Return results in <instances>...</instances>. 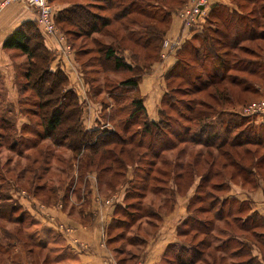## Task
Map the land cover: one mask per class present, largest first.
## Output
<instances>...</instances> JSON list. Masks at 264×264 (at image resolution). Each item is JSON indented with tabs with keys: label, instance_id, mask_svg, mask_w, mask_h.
Masks as SVG:
<instances>
[{
	"label": "rangeland",
	"instance_id": "1",
	"mask_svg": "<svg viewBox=\"0 0 264 264\" xmlns=\"http://www.w3.org/2000/svg\"><path fill=\"white\" fill-rule=\"evenodd\" d=\"M50 2L56 7L58 13L63 8L74 7L73 4L75 3L86 4L92 11H99L103 15H112L116 11L115 9L104 8L103 5L108 2L107 0H50ZM187 2L189 3L190 0H187ZM231 2H234L235 4L238 2L240 4V9L245 12L258 7V4L245 3L241 0H231ZM147 3H150L149 7H147ZM184 3V0H144L142 1V5L147 8H144L141 12L129 13L123 18L115 20L113 24L110 25L113 34L108 37L102 36L101 39L103 41H94L96 37L100 38L98 34H93L91 37L83 35L75 36L71 34V31L77 30V26L66 22H56L57 28L65 38L63 45H65V47L69 45L71 47L70 50L74 51L76 55V59L81 68V77L87 84H85L87 87L85 99L86 101L93 100L90 102L94 107L93 113L96 115H102L106 125L115 131L124 133L123 135L125 137H133L135 132H141L143 126L140 123L148 116L146 110L147 115L139 112L140 114H135L136 117L134 119L128 120L129 114L135 109V105L130 103V97L143 98V101H146L147 96L142 91L140 84L143 82L144 77L153 74L157 62H160L165 56L164 50L167 48L165 47V41L168 38L167 33L172 24V18L174 15L173 14L171 19L164 23L162 16L166 11L165 7H170L171 5H184V8L188 4ZM175 14L179 17L177 12ZM134 21H138L139 23H133ZM183 27L184 25L182 23V28ZM133 28L140 29L138 30L140 35L145 38L148 37V35L149 37L152 35L162 36L163 39L154 41L155 45L159 44V49H145L142 46L135 44L133 42L134 40H131V35L129 34V32H131L130 30ZM160 31H163L164 34L162 35ZM137 36L138 34H135L134 38L136 39ZM101 42L107 43L108 45L113 44L119 48V52H121L124 57L134 65L133 70L131 69L128 71L119 69L113 71L111 69L113 64L109 61H105L102 52H100L102 46ZM195 43H197V41L194 40V44ZM247 49L254 50L253 56L260 54L264 57V37L243 39L236 47H231L229 50L230 53L225 57L230 59L232 63H241L238 62V59H249L252 57L245 51ZM78 50L85 51V53L80 54L81 52H78ZM177 50L179 53L181 52L179 54L180 59L189 60L190 56L188 51H185V43ZM221 52L223 53V51ZM83 61L86 62V64H84ZM100 61L107 67L106 72L102 71L103 69L101 68ZM25 62H27L26 66H29L28 58H25ZM84 70L86 71V74ZM228 73L239 75L241 77L247 75L244 70L239 69H231ZM133 74L140 75V78L138 77V87L126 96L127 99H121L119 102H116L114 99L116 94H109L108 90L119 81L126 80L133 76ZM169 75L170 72H166V75L162 78L164 84L162 86L163 95L161 101L165 97L166 92L169 91V93H173L172 95H174L178 101H187L189 103L194 99L205 98L210 103H213L208 96V93H210L208 90L196 92L191 90L184 80L176 78V76H172V74L168 77ZM253 79L261 81V78L256 75H253ZM90 80L93 82H90ZM106 83H108L107 86L104 85ZM21 85L24 87L21 91L22 94H20L22 104L20 107L16 108L5 104L7 103V100L3 98L5 91L2 84H0V102H3L4 100V104L0 106V215H6V213L11 210V206L9 205H15L16 210L14 214L19 216L22 213L21 215L24 216L25 223L30 224L32 219L31 217L29 218L27 212L25 213L23 206L21 205V193L35 194L45 203H63L65 207L66 205L68 206V210H76L73 206L75 204L74 201L76 200L75 193L71 194V186L76 183L77 198L86 191V188L82 189V187L85 186L84 179L87 176L86 171H88V169L83 166V163L92 161L97 164V162L100 163V161L102 162L103 160L102 164L106 165L116 158L119 160L123 159L125 165L120 166L115 162L116 164L114 163L113 168L114 171H110L109 174L103 173L102 171L100 172L98 169L97 171L93 170L102 175V179L99 181L101 194L112 197L117 195V193L122 192V190L124 193L127 192L125 204L127 205V203H130V206L127 213L125 209L122 208L123 214H121L120 217L125 219V221H123V228L120 227L118 230L123 236L122 242L119 246L121 249L119 253L120 257H128L132 255L134 251L138 250V247L132 249L130 248L132 246L128 245L127 241L131 235L136 237H139V235L145 237L151 236V234L153 235L154 231L160 227L161 215L169 214L173 209L175 210L177 205H180L182 202V200L178 201V199H182L183 197L184 200H186L188 196L190 198L193 194L188 209V212H191L186 226L188 231L182 235V241L179 245L171 250L168 255L170 260L164 261L163 264H176L179 263L178 260L181 258L187 260L191 255L189 253L190 249L188 248L189 250L182 251L181 248L184 247L183 244L190 245L189 247L197 245L199 249H205V252L201 254V259H204V261L198 260L196 264H213L212 255L210 256L208 253H213V247L221 241L216 239L217 237H221L220 239L228 237L229 233L222 230V228L229 227L227 223L230 221L232 224L231 227H233L232 229H234V232H237L236 236L239 237H232L231 239L233 240V243L239 245V247L243 246L244 249H247L250 247L248 244H251V241L255 242L261 248L259 259L264 262V246L257 241L258 239H256L255 236L252 234L247 236L248 239L246 242L243 238L244 236L246 237V235L243 234L241 228L238 229L236 224L234 222L235 225L232 223V216L219 221L214 217L216 208L214 211L210 210L214 204L217 208L222 206L221 201H218V199L215 200V197L213 196L218 197L220 200L226 197V191H220L218 188L214 189V187H212L213 182L219 181L225 176L230 179L231 183L237 186L236 188L238 190H240L239 188H242L255 192L262 186L264 188L263 147L243 145L240 148H235L236 150L234 149L233 152L230 153L237 161L243 163L246 167L253 168V170L257 172L255 178L250 177L242 171H236L237 173H235L236 164L229 165L227 163L226 168H220L222 164L228 161L226 154L221 155L215 147L206 146L201 143H194L192 141L178 142L179 144L173 149L170 148L163 152L161 150L162 155L160 154V158H155L149 149L137 146L135 144L136 142L128 144L125 152L120 153L121 145L123 146V144L117 142L118 140L114 141V139L110 138L106 139L110 141L105 145L106 151L102 152L101 149L99 150V153H96L93 152V149L83 147L81 148L79 155H76L77 152L71 150L70 146L77 147L78 144L82 143L83 140L80 139V135H77L76 138L78 140L72 145H69V140L62 141V144H56L49 138H41L37 139V141L40 142L37 148L24 152L27 145L21 144L17 151L9 146L12 143L11 137L15 135V119L19 117L20 112L23 115H29L31 117L32 130L38 128L39 130L43 129L41 123V114L43 110L40 109L38 105L40 99L38 91L33 88V82L30 81L28 77H24L23 80H21ZM257 88L258 92L253 93L251 91H243L238 85L231 86L230 94L234 97V101L231 103L228 102L226 106H224L234 108L232 110L240 113L246 106L263 101L264 85L263 87L259 85ZM96 89L97 91L94 93ZM209 90L212 91V89ZM172 105L173 106L163 105V107L167 112L166 118L178 119L179 122H175V120L172 122L174 129L180 128L181 123L194 126L193 124L195 123V120L188 122L186 120L187 118L180 117V113H184L186 115L185 117L191 115L186 107L176 102ZM4 118L9 119L8 122H5ZM26 124L27 123H24L23 125L18 122L17 128L22 129ZM64 124L66 128H63L62 132L69 126L66 122H64ZM126 126L128 127L126 128ZM73 129L74 128H72V132L74 131ZM193 129H195V127H193ZM126 131H129V133ZM62 132L60 131L59 134L61 135ZM169 138L173 143L177 141V139H173L172 136H169ZM134 139V141H137L140 139V136H134ZM170 139L168 140L170 141ZM55 140H58V138H55ZM166 143L167 142H160L158 147ZM147 144L146 141L145 146ZM130 145L134 147L135 153L141 152V158L138 157V155L132 157L131 154H129ZM145 151L148 152L144 154ZM107 153L109 154L108 156H106ZM114 153H117V155L115 156ZM151 161H157V163L152 165ZM74 163H76L79 168L82 167V169L78 168L80 176H78V179L75 181ZM209 166L219 169L221 175L219 179H214L210 182V185L207 186V184L202 182V179ZM222 167L224 166L222 165ZM117 169H119V171ZM180 172H185V176L176 178L177 173ZM145 175H149L152 179L144 178L143 176ZM109 185H113V187H110ZM207 192L210 193V196L205 198V200L199 201L195 199L197 194L206 196ZM128 193L131 194L129 195ZM9 195L12 196V198ZM71 195H74V199L72 200L69 198ZM247 202L252 204L251 201ZM231 204H233L235 209H239L240 206L245 205V203L240 204L239 201L234 200L231 201ZM200 206L204 207L205 212L200 210ZM229 206L230 201L228 202L227 200L225 209L227 210ZM250 208V210L247 208L245 212H242L241 210L239 214L240 218L242 216L243 219L247 213H252V218L248 221L249 225H251L252 219L259 215L258 212H251L252 207ZM178 211V213H180V210ZM197 219H202V221L206 222L211 230L213 229L212 225H215L212 233V235L215 236V239H212L213 244L210 248L208 247V249L199 244L203 239L207 238V236L203 231H199L201 228L197 225ZM253 221L254 227H251H264L263 224L257 223L256 220ZM20 227L21 225L17 222L8 221L6 218L0 217V245L3 248L2 253H0V264H19V261L24 259L25 255H21V258L18 256V258L12 262L11 259L8 258V253L4 252L9 233H16L21 238L26 236L21 233ZM259 230H264V228H259ZM138 241L141 242V237H139ZM30 246V244H27L26 249ZM31 247H33L35 252H27V254L29 258L34 260L35 264H55L54 261L49 258V250L38 246L36 247L35 245ZM181 253H183V255H181ZM225 260L227 261V264H230L231 260L228 255H226Z\"/></svg>",
	"mask_w": 264,
	"mask_h": 264
},
{
	"label": "trees",
	"instance_id": "2",
	"mask_svg": "<svg viewBox=\"0 0 264 264\" xmlns=\"http://www.w3.org/2000/svg\"><path fill=\"white\" fill-rule=\"evenodd\" d=\"M107 1L109 3L107 2L103 6L106 9H115L116 11L112 15H103L99 11V13L92 11L86 4L75 3L73 4L74 7L63 8L59 13L57 12L56 22H66L77 26V30L71 31V34L75 36L83 35L86 37H91L93 34H98L100 38L96 37L94 41H103L101 39L102 36L108 37L113 34L110 25H112L115 20L123 18L129 13L141 12L144 8L150 6V3H147V7H144L142 5V1L144 0ZM241 1L245 3L258 4V7L251 9V11L245 12L244 10L240 9V4L238 2L236 4L234 2H231V4L221 1L213 2L210 5L209 13L205 22H203L198 29L191 31L189 38L184 41L186 47L185 51H188L190 56L189 60H183L182 58L180 59L179 54L181 52H178L176 62L167 72H170L168 77H170L172 74V76H176V78L184 80L191 90L196 92L208 90L210 92L208 93V96L211 98L213 103H210L205 98L197 100L194 99L189 103L187 101H178L176 97L172 95L173 93H169V91H167L165 97L162 99V108L160 110L159 121H152L150 120L149 116L144 118L145 120L143 119V122L139 121L141 122L140 124L143 126V129L141 132H135L134 136L139 135L140 139L134 141V136L129 138L125 137L123 135L124 133H121L120 131H118V138H112L114 141L118 140L117 142L123 144V146L121 145L120 153L125 152L127 149L126 146L128 144L136 142L135 144L137 146L149 149L155 158H160L162 155L161 150L163 152L170 148L173 149L177 146V144H179L178 142L182 143L192 141L194 143H201L206 146L215 147L221 155L226 154L228 161L222 164L224 167L221 165L220 168H226L227 163L229 165L236 164L237 169L235 168V173L242 171L248 174L250 177L255 178L257 172L254 171L253 168L246 167L243 163L237 161L230 153L233 152L235 148H240L243 145H255L264 148V123H257L254 121V119L243 116L237 111L232 110L234 108L225 107L228 102L231 103L234 101V97L230 94L231 86L238 85L243 91H251L256 93L258 92L257 87L259 85L263 87L264 85V57H262V55L257 54L253 56L254 50L247 49L245 51L247 54H250L249 56L252 57L249 59H238V62L241 63H232L230 59L225 57L230 53V48L236 47L237 44L243 39L264 37V0ZM184 2V4L188 3L187 0H184ZM183 6L184 5H171L170 7L166 6V11L162 16L164 23L171 19L173 14L176 12L178 13L179 10L183 8ZM133 23L137 24L139 22L134 21ZM35 24L36 23H29L28 26L17 29L5 40L4 46L6 48L20 50L27 54L29 66L26 77H28L29 80L33 82V88L38 91L40 98L38 105L40 109L43 110L41 114V123L45 135L44 138H49L56 144H62V141L69 140V145H72L78 140L76 138L77 135H80V139L83 140L82 143L78 144L77 147L70 146L71 150L77 152L76 155H79V152H81L80 150L83 147H90V149H93V152L96 153H99V150L101 149L102 152L106 151L105 145L110 141L106 140L107 138H101V136L97 137V134L94 131H89L81 123L84 111L82 102L77 93L69 88V78L65 71L61 69L52 70L51 62L54 57L53 52L45 45L42 30L39 25ZM138 30L140 29L133 28L130 30L131 32H129L131 35V40H134L133 42L135 44L140 45L145 49H159V44L155 45L154 41L163 39L162 36L152 35L149 37L148 35V37L145 38L140 35ZM160 33L162 35L164 34L163 31H160ZM135 34H138L136 39L134 38ZM194 40L197 41V43L194 44ZM118 49L119 48L113 44L108 45L107 43H102L100 52H102V56L105 61H109L113 64L111 68L113 71L119 69L128 71L131 69L133 70L134 65L132 62L128 61ZM221 51H223V53ZM78 52H81L80 54L85 53V51L82 50H78ZM84 64H86V62H84ZM100 65L103 69L102 71L106 72L107 67L105 64L100 61ZM231 69L244 70L247 75L241 77L239 75L229 74L228 71ZM84 72L86 74L85 70ZM138 75L139 74H133V76L127 78L126 80L119 81L117 84L113 85L110 90H108L109 94H116L114 96L116 102H119L121 99H127L126 96L138 87V77L140 78V75ZM253 75L259 76L261 81L253 79ZM91 81L92 80H90V82ZM104 85L107 86L108 83ZM209 89H212V91ZM96 91L97 89L94 93H96ZM130 99V103L135 105V109L129 114L128 120L134 119L136 117L135 114H140L139 112H142L141 114L147 115L143 98H135L131 96ZM175 102L180 103L182 106L187 108L191 115L185 117L186 115L184 113L179 112L180 117L182 116V118H187L186 120L188 122L195 120V123L193 124L194 126L191 124L186 125L185 123H181L180 128H173V120H175V122L179 121L178 119L166 118L167 112L163 105L173 106L172 104ZM4 120L5 122H8L9 119L4 118ZM64 122L69 124V126L62 132V129L66 128ZM15 123V135L11 137L12 143L9 146L10 148H14L18 151L21 144L30 146L38 145L40 143L33 136L25 138L21 135L25 129L32 130L31 123L26 124L21 131H19V128H17V122ZM127 127L128 126H126V128ZM193 127H195V129H193ZM72 128H74L73 132ZM100 129H102L103 132L113 131V129L108 125H105L104 128H99L97 130ZM36 130H39V128L35 129L34 131ZM60 131L62 132L61 135L59 134ZM126 132L129 133V131ZM169 136H172L173 139H177V141L173 143ZM55 138H58V140H55ZM95 138L96 140L94 144L91 145L90 142ZM168 139H170V141ZM146 141L148 144L145 146ZM160 142L167 143L158 147ZM129 149V154H131L132 157L138 155V157L141 158V152L135 153L134 147L132 146ZM146 152L148 151H145L144 154H146ZM108 155L109 154L107 153L106 156ZM114 155L116 156L117 153H114ZM102 162L100 161V163L97 162L96 164V162L88 161L83 163V166H94L100 172L102 171L103 173L109 174L110 171H114L113 168L115 162L120 166L125 165L123 159L119 160L117 158L106 165H103ZM156 163L157 161H151L152 165ZM117 170L119 171V169ZM184 173L185 172L177 173L176 178L184 177ZM220 175L221 172L219 169L209 166L203 175L202 182L208 186L214 179H219ZM99 176L101 180L102 175L99 174ZM143 177L152 179L149 175H145ZM75 180L76 178L74 175V181ZM109 186L113 187V185ZM212 187H214V189L218 188L220 191H226V197L222 200L216 196H213L215 197V200L218 199V201H221L222 204V206L218 208L215 207V204L214 206L212 205V208L210 207V210L213 211L216 208V211L214 212V217L216 220L220 221L224 218L232 216V223L234 222L238 229L241 228L243 230V234L246 235V237L244 236L243 238L246 240V242L248 239L247 236L252 234L256 237V239H258L257 241L260 242L262 246H264V233L261 234L259 232L264 231L259 230V228L264 227L256 226L253 228V220H256L257 223L264 225V215H257L254 217L256 219H252L251 225L248 224V221L250 218H252V213H247L243 219L242 216L240 218L239 214L241 210L242 212H245L247 208L250 210L252 204L247 202L250 200H240L233 195H229L232 186L230 179H228L226 176L219 181L213 182ZM83 194H86V191H84V193L81 195ZM128 194L130 195L131 193ZM208 196H210L209 192H207L206 196L197 194L195 196L196 198H194L196 200L203 201ZM10 197L12 198V196ZM125 197H127V192H125L124 195V202L119 204V210L121 214H123L122 208H124L127 213L130 206V203H127V205L125 204ZM227 200L228 202L230 201V206L226 210L225 207ZM232 200L239 201L240 204L245 203V205L240 206L239 209H235L233 204H231ZM9 206H11V210L8 213H6V211V215L3 214L0 215V217L6 218L8 221L19 223L21 225V233L26 235L24 238H21L16 233H9L4 252H7L8 258L14 262L18 256L21 258V255L27 254V252H35L31 246L35 245L36 247L38 246L45 249L48 246V242L45 240H38L37 238H35L36 240L34 239L33 232L37 230H31L29 228L30 226L36 224V220L27 210L24 209V207L23 210L25 213L27 212L29 218L31 217L32 219L30 224L25 223V218L21 215L22 213L19 216L14 214L16 210L15 205V207L13 205ZM200 210L205 212L204 207L202 206H200ZM190 215L191 212H189L184 225L179 228L181 241L182 235L188 231L186 226L188 224ZM121 219L122 221H125V219L122 217ZM197 222L198 227L201 228L199 231H203V233L207 236V238L203 239L199 244L205 246L208 249V247L210 248L213 244L212 239H215V236L212 235L215 225H212L213 229L211 230L207 226V223L202 221V219L198 220ZM230 222L227 223L229 227L222 228V230H225L227 233H229L228 237L220 239L221 237L219 238L216 236V239L221 240V243L219 242L213 247V253H208L210 256L212 255L211 257L213 258V264H227V261L225 260L226 255H228L231 260L230 264H264L263 260L259 259V255H255L252 251V245L256 244L255 242L251 241V244H248L250 247L247 249H244L243 246L239 247V245L233 243L231 238L239 237L236 236L237 232H234ZM179 243L173 244L168 248V254L166 258H164V261L170 260L168 255L172 249L179 245ZM27 244H30L31 246L27 247L26 249ZM183 246L184 247L181 248L182 251H187L190 249L189 253L191 255L187 260L183 258L178 260L176 258L179 262L176 264H196L198 260L204 261V259H201V254L205 252V249H199L197 245H194V247H189L190 245L183 244ZM2 249L3 248L0 245V253H2ZM181 255H183V253H181ZM49 258L53 260L51 256H49ZM164 261L161 264H163ZM19 262V264H21L22 261Z\"/></svg>",
	"mask_w": 264,
	"mask_h": 264
},
{
	"label": "crops",
	"instance_id": "3",
	"mask_svg": "<svg viewBox=\"0 0 264 264\" xmlns=\"http://www.w3.org/2000/svg\"><path fill=\"white\" fill-rule=\"evenodd\" d=\"M192 0H190L191 2ZM221 1L231 4V0H209V6L213 2ZM37 10L25 2H12L0 11V84L4 87V99L7 100L6 105L20 107L22 104L20 99L23 85L21 80L26 77L28 66H26L25 58L27 54L13 48L4 46L5 40L12 35L17 29L28 26L29 23L38 25ZM186 33L182 28V20L177 14L173 15L172 24L167 33V39H178ZM45 45L53 52L51 62L52 70L61 69L65 71L69 78V88L74 90L79 96L84 114L81 123L89 131H94L97 137L101 138H118V131L103 132L106 122L102 115L93 113L94 107L91 105L92 99L86 101V83L82 79L81 68L76 59L74 51L67 50L65 45L61 44L56 36L45 34L42 31ZM190 35V34H189ZM188 36H183L184 42ZM180 43L177 47H167L164 51L165 56L160 62L155 65L153 74L144 77L140 84L141 89L147 96L144 105L148 116L152 121H159L160 110L162 108L161 97L163 95V77L166 72L174 65L177 60L178 48L183 44ZM86 84V85H85ZM85 89V90H84ZM160 102V103H159ZM93 103V102H92ZM4 104L0 102V106ZM15 122L30 124L32 119L29 115H23L21 112ZM257 123H264V118ZM99 127V128H98ZM22 129H19L21 131ZM21 133L25 138L33 136L44 139V131L40 130H23ZM96 137V138H97ZM96 138L90 142L94 144ZM40 141V140H39ZM38 145H27L25 151L37 148ZM90 149V147H87ZM92 148V146H91ZM74 175L76 180L79 176V166L74 163ZM79 169H82L80 167ZM86 178L84 179L86 194L77 198L76 183L72 186V193H75L74 207L76 210H68L67 205L63 203L49 204L43 202L35 194L21 193V205L27 210L36 220V224L30 226L29 229L37 230L33 232V236L38 240H45L48 246L45 248L50 251V256L55 264H161L166 258L168 248L173 244L181 242L179 228L184 225L186 218L189 215V202L193 194L186 200L182 197L181 204L177 205L176 209L169 214H163L160 217V227L154 231L153 235L139 237L131 235L128 245L130 248L138 247L132 255L128 257H120V243L122 235L118 231L123 228L124 223L121 219L119 204L124 202L125 193L119 192L117 195L109 197L101 194L99 189V173L94 172L97 169L87 167ZM94 170V171H93ZM231 191L229 195H233L240 200H250L252 202L251 212H258L259 215H264V188L263 186L255 192L247 189L239 188L231 183ZM74 195L69 196L72 200ZM63 198V195H62ZM180 210V213H178ZM251 214V213H250ZM121 219V220H120ZM261 234L264 231H259ZM252 251L255 255H261V249L257 244L252 245ZM24 259L21 264H35L34 260L28 257V254H23Z\"/></svg>",
	"mask_w": 264,
	"mask_h": 264
},
{
	"label": "built area",
	"instance_id": "4",
	"mask_svg": "<svg viewBox=\"0 0 264 264\" xmlns=\"http://www.w3.org/2000/svg\"><path fill=\"white\" fill-rule=\"evenodd\" d=\"M25 2L33 6L38 13V25L41 30L48 35L56 36L58 41L63 44L64 36L60 33L56 24L57 9L50 0H0V11L7 4L12 2ZM209 0H192L184 8L179 10L178 14L184 25L186 33L183 36H188L191 31L198 29L207 19L209 13ZM183 36L178 39H166L165 47H177L182 42ZM66 49L69 51L71 47L68 45ZM165 54V53H164ZM241 115L254 119L255 122H260L264 118V100L259 103L246 106Z\"/></svg>",
	"mask_w": 264,
	"mask_h": 264
}]
</instances>
